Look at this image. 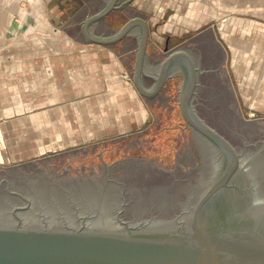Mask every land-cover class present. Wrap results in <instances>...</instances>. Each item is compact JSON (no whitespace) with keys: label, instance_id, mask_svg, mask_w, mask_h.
<instances>
[{"label":"water","instance_id":"1","mask_svg":"<svg viewBox=\"0 0 264 264\" xmlns=\"http://www.w3.org/2000/svg\"><path fill=\"white\" fill-rule=\"evenodd\" d=\"M116 4L91 16L85 34L108 44L139 26L137 90L151 98L181 76L179 106L198 135L185 138L170 164L125 158L83 181L54 182L33 161L0 166V264H264V153L253 157L264 119L211 126L195 106L202 72L186 50L147 68L143 19L130 18L111 36L91 35L87 27ZM242 164L251 168L245 177Z\"/></svg>","mask_w":264,"mask_h":264},{"label":"rangeland","instance_id":"2","mask_svg":"<svg viewBox=\"0 0 264 264\" xmlns=\"http://www.w3.org/2000/svg\"><path fill=\"white\" fill-rule=\"evenodd\" d=\"M86 3L84 13L77 14L70 21L76 23L75 30L79 29L82 19L104 8L101 1L88 0ZM170 3L171 0H161L160 7ZM81 4L82 0H0V55L49 54L50 48L44 44V39L49 38L51 29L66 25L71 12L79 9ZM140 5L138 0H133L130 9L111 13L104 20L106 27H102L107 34L100 32L99 35L111 36L130 18L141 15V11L145 13L143 8L147 1H143L141 11ZM148 5L156 10L155 0H148ZM14 9L20 14L14 13ZM148 17L152 49L162 50L168 37L171 38L170 46H173L188 35V31L181 37L170 31V7L166 12ZM34 24L40 26L36 33L19 28L28 29ZM44 26H47L46 30H43ZM77 35L82 38V35ZM34 38L37 46L31 48L28 42ZM126 40L129 42L130 37ZM134 43L136 40L132 39ZM114 44L115 53L123 55L124 40ZM131 51L132 61L129 64L121 62L120 75L129 80L133 91L138 92L135 94L144 102L146 113L143 122H58L60 114L66 118L76 112L33 110L32 100H36L37 106H43L44 96L31 95L26 87L21 86L18 90L10 86L20 80V83L26 82L25 65L0 62V166L11 167L33 161L56 182L101 177L114 161L125 158H148L161 164L174 162L175 151L182 148L185 138L198 135L186 123L179 106L178 91L182 77L169 79L157 95L146 100L133 82L136 50L133 48ZM226 76V73L202 76L199 95L194 101L200 115L214 128L240 119H264V111L250 110L243 104L241 96L232 92ZM144 81L148 87L153 84L152 79ZM45 119L49 122H44Z\"/></svg>","mask_w":264,"mask_h":264},{"label":"crops","instance_id":"3","mask_svg":"<svg viewBox=\"0 0 264 264\" xmlns=\"http://www.w3.org/2000/svg\"><path fill=\"white\" fill-rule=\"evenodd\" d=\"M86 1L82 0L79 9L71 12L66 25H58L51 30L48 26L49 38L44 39V44L49 46V54L0 55L2 63L21 62L25 65L23 71L28 75L26 82L20 83V80L10 86L18 90L21 86L26 87L31 95L44 96L43 106H37L36 100H32L35 111L76 112L74 116L66 118L60 114L58 122H143L146 113L144 102L135 94L138 92L133 91L129 80L120 75L121 62L129 64L132 61L133 48L136 50V61L140 27L135 26L129 36L117 41L124 40L125 43L122 46L124 54L117 55L112 48L117 42L102 44L85 34L84 23L96 13L82 19L77 30L74 28L76 23H70L77 14L84 13ZM97 1H101V6L105 7L110 0ZM132 1L117 0L116 5L120 10H128ZM138 1L141 11L144 0ZM146 1L147 5L143 8L145 13L139 11L141 15L133 17L143 19L148 27L145 63L149 70H158L168 52L182 48L200 67V82L205 74L221 76L226 73L232 92L241 96L243 104L250 110L264 111V0H171L170 4H162L161 7V0H155L156 10ZM169 7L170 31L179 37L186 31L188 35L173 46H170L171 38L168 37L162 50L152 49L148 16L166 12ZM117 11L112 10L102 19L91 23L87 31L93 36H100V32L107 34L102 29L104 20ZM19 12L15 10L14 13ZM37 27L40 26L34 24L28 29L19 26L21 30H33L35 33L40 30ZM128 37L130 41L126 42ZM132 39L136 43L132 44ZM36 41L34 38L28 42L29 46H35ZM16 69L19 71L20 68ZM44 122L49 121L45 119Z\"/></svg>","mask_w":264,"mask_h":264},{"label":"flooded vegetation","instance_id":"4","mask_svg":"<svg viewBox=\"0 0 264 264\" xmlns=\"http://www.w3.org/2000/svg\"><path fill=\"white\" fill-rule=\"evenodd\" d=\"M198 91H199V89H198ZM201 137V136H200ZM226 137V136H225ZM260 137H263L264 138V134L263 135H260ZM229 139V138H228ZM230 140V139H229ZM203 141H207L206 139H204L203 138ZM231 141V140H230ZM253 143V142H252ZM249 144H250V142H249ZM244 146H249L248 145V143L246 144V142H245V145ZM253 146H255V148H257L258 146H259V148L260 149H258V151H261V152H257L256 153V155L255 156H253V157H261V155H263V153H264V140H257L256 142H254L253 143ZM242 150H243V148H241V151L240 150H238L239 151V153H240V155H241V153H242ZM263 152V153H262ZM218 153V152H217ZM218 155H219V153H218ZM220 157V156H219ZM249 170H251V168H250V166H248L247 164L245 165V164H242V167H241V169H240V174H242V176H247L248 175V171ZM239 182H241L240 181V176H239ZM241 185L243 184L242 182L240 183ZM247 191H249V190H247ZM243 197V196H242ZM247 199V200H246ZM245 200L248 202V200L250 201V202H252L251 200H250V198H246ZM124 211V210H123ZM123 217V216H122Z\"/></svg>","mask_w":264,"mask_h":264}]
</instances>
